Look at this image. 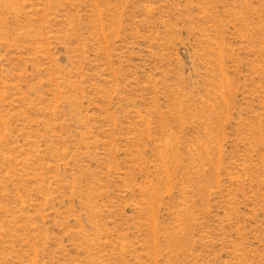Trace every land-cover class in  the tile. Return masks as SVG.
Segmentation results:
<instances>
[{"label": "rangeland", "instance_id": "374dc122", "mask_svg": "<svg viewBox=\"0 0 264 264\" xmlns=\"http://www.w3.org/2000/svg\"><path fill=\"white\" fill-rule=\"evenodd\" d=\"M0 264H264V0H0Z\"/></svg>", "mask_w": 264, "mask_h": 264}]
</instances>
